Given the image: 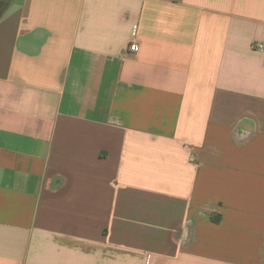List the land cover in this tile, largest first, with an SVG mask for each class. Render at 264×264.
I'll list each match as a JSON object with an SVG mask.
<instances>
[{"label": "crops", "instance_id": "obj_1", "mask_svg": "<svg viewBox=\"0 0 264 264\" xmlns=\"http://www.w3.org/2000/svg\"><path fill=\"white\" fill-rule=\"evenodd\" d=\"M258 45L264 0H0V264H264Z\"/></svg>", "mask_w": 264, "mask_h": 264}, {"label": "built area", "instance_id": "obj_2", "mask_svg": "<svg viewBox=\"0 0 264 264\" xmlns=\"http://www.w3.org/2000/svg\"><path fill=\"white\" fill-rule=\"evenodd\" d=\"M258 47H259L260 50H263L264 49V46H262V45H258ZM130 50L131 51H136L137 50V46L136 45H132L130 47Z\"/></svg>", "mask_w": 264, "mask_h": 264}]
</instances>
